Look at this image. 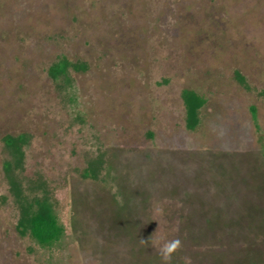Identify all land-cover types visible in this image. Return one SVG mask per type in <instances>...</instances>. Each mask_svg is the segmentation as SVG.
<instances>
[{
	"label": "rangeland",
	"instance_id": "1",
	"mask_svg": "<svg viewBox=\"0 0 264 264\" xmlns=\"http://www.w3.org/2000/svg\"><path fill=\"white\" fill-rule=\"evenodd\" d=\"M62 58L82 59L88 68L70 67L69 78H54L49 68ZM184 89L205 99L193 129L187 127ZM21 133L29 141L20 175L26 186L47 182L63 227L52 244L37 242L19 226L22 212L4 169L11 156L3 137ZM112 149L125 184L160 173L149 185L151 208L138 211L145 222L154 220L144 225L145 240L152 235L155 245L149 242L151 251L184 230L169 204L181 198L174 187L183 197L198 190L212 197L218 181L226 182L222 199L232 213L239 212V196L264 198V0H0V264L131 259L133 244L114 232L106 239L109 233L98 229L90 209L76 211L73 202L75 192L92 201L117 191L106 162L99 179L82 176L92 159L107 160ZM222 163L229 176L220 171L213 178ZM258 179L263 191L254 189ZM74 217L81 219L76 230ZM243 228L262 244L264 233ZM217 241L229 256L240 253L231 264H241L246 237ZM186 246L182 264H211L205 243Z\"/></svg>",
	"mask_w": 264,
	"mask_h": 264
},
{
	"label": "trees",
	"instance_id": "2",
	"mask_svg": "<svg viewBox=\"0 0 264 264\" xmlns=\"http://www.w3.org/2000/svg\"><path fill=\"white\" fill-rule=\"evenodd\" d=\"M70 67L77 71L86 70L88 68V63L82 59L70 61L66 58H62L50 66L49 73L54 78H58L61 75L69 78ZM243 78L244 77L241 79ZM182 98L186 106L187 127L193 129L199 122L198 110L204 105L205 99L202 95L191 89H184L182 91ZM3 140L11 156L5 161L4 169L11 191L16 197L22 212L19 223V226L22 227L21 232L27 233V231H29L31 236L41 244H52L59 240L63 234V227L53 213L52 204L49 197L46 195L48 193L46 188L48 184L44 180H38L34 184L32 183L26 186V182L20 175V171L24 167L25 144L29 141V136L27 133L17 135L7 134L3 137ZM113 154L114 152L112 149L107 153V160H104L100 156L96 159H92L89 165L83 170L82 176L85 178L91 177L94 180L99 179L103 165L106 162L108 163V168L114 171L113 178L117 191L110 194L108 198L97 197L95 195L92 201H88L85 197L79 196V194L75 192V197L73 198L74 207L76 211L79 207L89 208L91 215H93L96 221L97 225H95L99 227L98 229H102L104 233H109L106 239L110 238L114 232L116 237H122L124 240L126 238L128 243L131 245L133 244L129 254V258L131 259L127 257L129 260L125 261L126 264H162L161 258L156 251H151L149 246L143 247L139 244L140 239L145 240V238L149 236V232L144 229V225H154V220L149 217L145 222L138 214L140 208L146 210L151 208L149 199L153 190L150 188L152 186L149 185L152 183L151 181H155L154 177L160 173L152 170L150 172V177L146 178L142 175L139 176L140 179L137 185L130 186L129 184H125L126 179L122 175H119V169L115 165L114 160L111 159ZM226 168V164L222 163L221 168L214 171L211 176L213 178L216 177L220 171H222L221 176L228 175L229 171L226 170ZM202 175L203 172L200 173L197 178ZM229 180L232 181L231 179ZM259 180L260 179H258V186H255L254 189L263 191L264 188L262 189V185H259ZM226 181L229 182L228 179ZM235 182L239 181L235 180L232 184L234 185ZM178 183L180 184L181 182L177 180L176 184ZM218 184L220 190L217 193L215 192L212 197L203 196L202 192L199 190L197 192L185 191L183 197L181 187L173 188V194L177 193L181 198L169 204L175 206L176 212L173 211L172 213L177 216L178 222H176V224L184 227V230L182 229L181 232H176L175 238L181 239L183 244L185 242V246L186 242L198 246L205 243V245L209 247L208 249H211L208 250L209 252L207 253L210 257L207 256L206 253L204 257L211 259V264H231L234 257L240 253L229 256L228 253L230 252L227 251L228 249H224L225 245L215 244V242L217 240V242H225L226 238L230 236L236 239L246 237L249 244L247 248L242 251L245 254L242 255L238 262L241 264H262L264 262L262 260L264 259V246L261 245H264V241L262 244L260 242L256 244L257 241L255 242L251 238L250 232L249 234L245 233L243 227H251L256 231L257 235L264 233V198L261 196L260 198L256 197V199H254V197H249V195L237 197V202L240 206L238 208L239 212H235V214L232 213L231 208H229L232 204L227 200L224 202L222 199V195L229 192L225 187L227 183L218 181ZM160 189V186H158L157 190ZM38 190H44V195H38ZM33 192L36 196L31 198L30 193ZM163 194V197H165L168 191ZM144 196L146 200L144 199L143 201L142 199V203H145V205L142 206L138 202V199L144 198ZM169 204L165 207L169 208ZM162 205V209H164V204ZM78 218L79 217H74L72 221L74 230L81 226L79 221L81 219ZM210 228L214 230L211 229L209 231ZM135 240H138V242L136 243ZM148 241L150 242V240ZM214 245H217V248L214 249ZM186 248L187 246L185 249ZM218 248L221 250H218ZM183 251L184 250L181 249L179 251L181 253L174 254L171 264L183 263V261H180V256L184 253ZM255 253L257 254L256 260L252 259ZM200 260L203 261V257L201 258L200 256Z\"/></svg>",
	"mask_w": 264,
	"mask_h": 264
},
{
	"label": "clouds",
	"instance_id": "3",
	"mask_svg": "<svg viewBox=\"0 0 264 264\" xmlns=\"http://www.w3.org/2000/svg\"><path fill=\"white\" fill-rule=\"evenodd\" d=\"M149 240L151 246L155 247V245H153L152 243V236L149 238ZM148 243L149 241H146L144 239L139 240V244L143 247H147ZM182 247H183L182 240L179 238H175L163 242L161 246L156 248V251L161 258L162 264H171L174 254L180 251Z\"/></svg>",
	"mask_w": 264,
	"mask_h": 264
}]
</instances>
